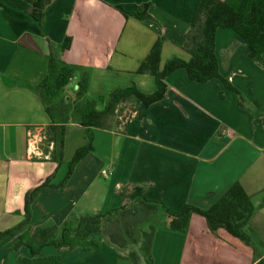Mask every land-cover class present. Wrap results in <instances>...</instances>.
Returning a JSON list of instances; mask_svg holds the SVG:
<instances>
[{"label": "crops", "instance_id": "obj_1", "mask_svg": "<svg viewBox=\"0 0 264 264\" xmlns=\"http://www.w3.org/2000/svg\"><path fill=\"white\" fill-rule=\"evenodd\" d=\"M199 2L0 0V233L23 220L26 193L46 181L62 182L75 151L86 143L84 128L67 114V122L54 124L63 129L61 162L50 159L47 145L43 152L49 159L46 154L28 157V131L51 124L34 90L47 72L50 52L77 69L65 91L71 84L76 87L80 73L86 74L84 99L100 97L106 102L113 91L132 85L152 94L155 83L151 76L135 73L138 65L159 38L160 70L174 57L188 61L182 50L184 34ZM34 5L41 23L31 16ZM131 13L148 18L139 20ZM66 38L69 48L61 53ZM245 48L231 30L216 31L218 72L243 98V108L218 80L199 84L184 70L173 71L165 79L163 99L147 108L133 99L123 101L134 104L124 122L115 126L110 120L103 129H91L92 151L63 188L36 198L30 229L60 227L72 212L107 213L119 207L120 195L134 187H141L145 199L162 203L172 214L186 205L206 210L237 182L255 207L247 228L264 244V66L246 58ZM135 114L142 117L136 119ZM150 220L154 226L150 258L141 257L137 264H254L248 246L222 229L209 232L198 215L190 217L185 233L167 230L163 211L144 225H151ZM15 241L16 237L0 241V264ZM48 248L41 256L59 255L61 264H132L126 251L115 250L106 240L90 253ZM69 254L72 257L66 260ZM23 258H30L25 247L10 252L5 264H19Z\"/></svg>", "mask_w": 264, "mask_h": 264}, {"label": "trees", "instance_id": "obj_2", "mask_svg": "<svg viewBox=\"0 0 264 264\" xmlns=\"http://www.w3.org/2000/svg\"><path fill=\"white\" fill-rule=\"evenodd\" d=\"M37 5L32 7L31 16L37 23H41L42 16L35 15ZM125 14V13H124ZM139 20L148 18L145 15L131 13ZM218 29L231 30L245 43L244 56L249 60L264 66V0H200L199 5L184 34L182 50L188 55V61L172 58L163 68L159 69L162 38L156 40L147 56L140 62L135 73L149 75L155 83L152 94L140 92L134 85L126 89L113 91L106 102L102 98L84 99L88 83L84 72L80 73L74 92L77 102L84 99L83 106L75 112L78 113V122L86 133V143L79 147L70 162L65 178L58 185H49L48 181L25 194L23 220L11 229L0 233V241L9 237H16V241L7 250L3 264L10 252L21 247L28 249L30 258H23L19 264H61L59 255L41 256V250L46 247L53 248L56 252L67 253L76 248L90 253L100 248L102 240L118 251H126L132 264H137L141 257L147 261L150 258V246L154 227L143 225L151 215L163 211L164 227L173 232L185 233L188 229L190 217H202L209 232L214 233L219 229L238 239L248 246L253 253L254 264H263L262 252L264 244L256 234L247 228L248 220L255 211V207L239 183H233L208 209L202 210L186 205L178 214H172L158 202L148 201L143 196L141 187H134L128 194L120 195L122 203L116 209L104 214H79L72 212L60 227L31 228V205L43 192L63 188L71 177L77 164L92 151L91 129H103L108 122L117 116L120 103L133 99L144 108L161 100L165 96L168 85L165 81L173 71L182 69L187 78L199 84L215 79L224 88L237 96L239 107L243 108V98L218 72L217 60L214 54L215 33ZM70 40L66 38L60 47V52L65 53L69 48ZM73 68L61 61L55 54L48 56L47 72L40 83L35 87L44 112L50 120L46 130V141L53 144L50 159L61 162L62 157V126H55L67 122V114L61 108L60 102L54 104L60 93L70 83L74 73ZM80 72V71H79ZM59 113V117H57ZM142 115L135 114L136 119ZM57 130L53 135L52 132ZM264 200L262 201V206ZM137 232V233H136ZM138 235L139 239L135 237Z\"/></svg>", "mask_w": 264, "mask_h": 264}, {"label": "rangeland", "instance_id": "obj_3", "mask_svg": "<svg viewBox=\"0 0 264 264\" xmlns=\"http://www.w3.org/2000/svg\"><path fill=\"white\" fill-rule=\"evenodd\" d=\"M77 90V87H75V85L73 86L72 84L70 85L69 87V90H63V94L61 96V102H60V105H61V108H63L65 110V113L66 114H69L70 115V118H73L74 120H78L79 119V115L78 113H76L75 111L77 109L80 108V106H83V103L84 102H77V100L75 99V94L73 93V91H76ZM87 99H92V98H86ZM56 101V100H55ZM57 103V102H56ZM59 103V102H58ZM134 103V102H132ZM57 105V104H56ZM129 104L127 103H122V104H119L118 108H117V116H115L112 121H113V124L115 126H118L120 125L122 122H124L128 117H129V112L130 111H133V106H128ZM85 134V137H86V133ZM77 136V139H80V135H76ZM86 141H87V138H86ZM148 222V220H147ZM151 224V226H153L152 224V220H150L149 222ZM144 225V224H143ZM154 227V226H153ZM137 233V232H136ZM135 233V237L136 239H139L138 235H136ZM105 240V238L103 239ZM49 251H53L52 248H48ZM125 254V253H124ZM71 254H69V256H67L66 260L69 258H71Z\"/></svg>", "mask_w": 264, "mask_h": 264}, {"label": "built area", "instance_id": "obj_4", "mask_svg": "<svg viewBox=\"0 0 264 264\" xmlns=\"http://www.w3.org/2000/svg\"><path fill=\"white\" fill-rule=\"evenodd\" d=\"M46 130L41 127H34L27 133V154L29 159L42 156L46 154L43 152L44 147L50 149L49 155L53 149V144L46 141ZM49 155L46 154L45 159H49Z\"/></svg>", "mask_w": 264, "mask_h": 264}]
</instances>
